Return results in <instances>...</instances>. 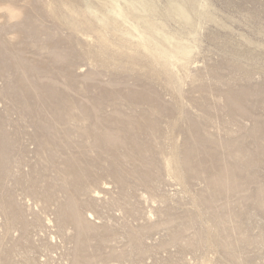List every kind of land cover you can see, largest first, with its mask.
Masks as SVG:
<instances>
[{
  "label": "rangeland",
  "instance_id": "1",
  "mask_svg": "<svg viewBox=\"0 0 264 264\" xmlns=\"http://www.w3.org/2000/svg\"><path fill=\"white\" fill-rule=\"evenodd\" d=\"M0 264H264V0H0Z\"/></svg>",
  "mask_w": 264,
  "mask_h": 264
}]
</instances>
